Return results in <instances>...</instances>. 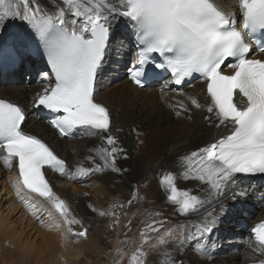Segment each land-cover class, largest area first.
Masks as SVG:
<instances>
[{"label":"snow or ice","instance_id":"snow-or-ice-1","mask_svg":"<svg viewBox=\"0 0 264 264\" xmlns=\"http://www.w3.org/2000/svg\"><path fill=\"white\" fill-rule=\"evenodd\" d=\"M233 4L234 11H225L216 0H115V4L112 0H0V60H15L27 50L40 54L47 66L41 76L54 78V83L36 93L34 106L53 114L48 122L61 137L80 134L101 141L89 149L95 155L84 157L93 166L78 164L73 171L47 143L23 130L27 116L20 106L0 99V163L17 170L12 187L26 205L34 201L29 210H34L35 218L40 219L37 213L50 206L58 214L57 218L48 212L50 229L66 230L65 239L86 238L83 220L53 191L46 171L71 181L123 171L117 160L127 156L115 135L121 129L114 128L109 109L95 100L113 21L123 25L125 38L135 49L127 67L133 84L142 88L146 80L170 74L161 87L163 100L169 84L182 86L198 75L206 84V101L201 104L189 97L192 106L206 110L209 115L204 119L210 125L229 130L214 143L179 157L178 175L166 171L160 177L159 185L174 211L187 217L209 200H219L241 177L264 176V60L249 58L254 50L264 53V0H233ZM10 25L21 30L11 43L3 37ZM225 67L230 69L227 74ZM178 104L179 110L177 105L168 107L180 117L189 109L183 101ZM178 177L198 181L204 186L203 197L178 188ZM246 196L247 191L240 189L232 192L231 199ZM88 207L96 212L94 206ZM215 217L214 210L197 222V236L186 235L184 224L176 229L163 228V222L159 228L149 225L157 233L150 247L159 255L177 238V229L180 248L186 241H199L213 230ZM118 223L119 218L114 221ZM73 225H81L82 230L74 231ZM140 235L132 259L135 264H148L143 246L150 238ZM247 246L256 254L249 257L252 264H264V220L250 229ZM116 255L124 254L117 248ZM166 264H183V260L171 258Z\"/></svg>","mask_w":264,"mask_h":264},{"label":"bare ground","instance_id":"bare-ground-1","mask_svg":"<svg viewBox=\"0 0 264 264\" xmlns=\"http://www.w3.org/2000/svg\"><path fill=\"white\" fill-rule=\"evenodd\" d=\"M112 2L115 4V0ZM216 3L227 11L235 10L233 0H216ZM115 23L113 21V24ZM20 31L15 25H10L5 29L3 37L14 41L16 34ZM108 53L98 74L95 100L109 109L114 128L121 129L115 132V135L127 156L125 159L121 155L117 160V167L123 171L120 173L105 171L78 181H71L52 172L47 173V179L53 191L66 202L73 215L83 220V227L88 229L86 238L65 239L62 232L66 230L48 227L49 211L58 218L55 210L48 206L42 213H37L40 219L35 218L34 210H29L34 201H29L26 205L18 198L12 187L11 181L17 177V170L15 167L10 170L5 169L0 163V186L4 188L6 194L2 205L4 211L0 212V262L3 261L4 264H50V259L54 257L55 264H89V260L82 263L80 258L86 259L87 255L91 259L101 257L104 252L103 244L108 245L111 239H104L106 229L109 225L111 228L115 226L113 223L111 225V222L116 220L114 218L116 215L119 218L118 224L121 229L117 228L118 225L115 226V239L112 243L115 253L108 256L106 264H135L131 255H137L136 249L141 239L137 237V242L126 243L123 247L122 238H120L123 223H126L133 215L144 211L141 216L135 218L137 222L148 214L140 232L149 234V244H151L156 240L157 233H150L149 225L159 228L163 222V228L176 229L178 225L184 224L186 235L197 236L195 227L197 222L202 221L208 213L215 210L217 221L215 227L211 232L201 236L199 241H186L184 247L180 248L179 229H177V238L169 243L159 255L150 245L148 247L145 245L150 249V251L144 249L148 253V264H166V261L171 258L177 261L183 260V264H252L249 257L256 254L247 246L250 236L243 230V226L251 225L264 215V200L258 198L261 190L254 186L257 183L256 180L241 177L235 184L230 185L229 190H226L219 200H209L198 212L187 217L183 216L175 224H170L169 217L162 219L164 210L170 205L166 200L165 192L159 185V179L163 173L171 171L178 175L181 171L176 163L179 157L214 143L229 133V130L224 127L217 128L210 125L204 119L209 115L206 110L195 108L191 104L189 97H195L201 104H205L206 84L197 81L181 92L165 88L166 96L163 100L161 92L157 89L134 88L123 75L128 61L127 55L129 57L131 52L126 40L119 31H116L115 25L112 28ZM260 57L264 59V55ZM223 70L228 72L230 69L225 67ZM20 74L21 67L13 75L15 79H20ZM46 86V82L9 87L0 84V96L13 100L24 110L27 120L23 129L45 139L73 171L78 164L92 167L91 162L85 160L84 157L95 155L94 152H89V149L99 145L100 140L82 135L73 139H60L32 111L31 107L36 93ZM179 101H183L189 111L177 117L168 105H177V110H179ZM99 162L97 159V163ZM145 175L150 177L152 187L147 180L140 183L137 181L139 177L141 179ZM176 183L180 189H188L192 194L202 197L204 195V186L198 181H185L178 177ZM149 188L152 194L153 189L155 193L157 192L156 210L151 211L154 216L151 215L150 205L155 195L152 200H147L145 196ZM240 189L246 190L247 196L236 200L231 199L232 192ZM83 191H86L85 194L89 197L79 195L84 193ZM133 193L137 194L138 199L133 200ZM86 197H91V200ZM129 200L133 201L131 206L128 205ZM121 204L123 207L120 206ZM89 205L94 206L96 212H93L88 207ZM221 205H224L223 211H220ZM101 211L111 212L114 215H98ZM242 213L246 216L244 217ZM9 215L16 216L15 222H12ZM41 220L44 223H41ZM154 221L155 224H153ZM72 227L76 232L82 230L81 225ZM121 247L129 248L134 254L130 253L128 257L126 255V257L117 256L116 249H121ZM48 248L53 255H48L50 252L47 253Z\"/></svg>","mask_w":264,"mask_h":264},{"label":"rangeland","instance_id":"rangeland-1","mask_svg":"<svg viewBox=\"0 0 264 264\" xmlns=\"http://www.w3.org/2000/svg\"><path fill=\"white\" fill-rule=\"evenodd\" d=\"M143 180H147L148 181V183H149V185L151 186V179H150V177L148 176V175H145V176H142L141 177V179H140V177L138 178V182L140 183L141 181H143ZM152 187V186H151ZM153 189V188H152ZM82 191V190H81ZM133 191H134V188H133ZM153 194H152V191H151V189L149 188V191L145 194V196H146V198H147V200H152L153 199V195H155L154 196V201L152 202V204L150 205V212L152 211V210H156V206H155V204H156V202H157V199L155 198L156 197V194H157V192L155 193V190L153 189ZM84 193H82V194H79V195H83V196H85L86 194V191H83ZM135 192V191H134ZM79 192H77V194H78ZM5 191H4V188L2 187V186H0V212L1 211H4L3 209H4V206H2L3 205V203H4V198H5ZM90 195V194H89ZM86 196H88V195H86ZM89 197V196H88ZM88 197H86V198H88ZM91 198V197H90ZM90 198H88L89 200H91ZM140 201V200H139ZM121 205H123V204H121ZM114 208V207H113ZM112 208V210H114ZM118 209H119V207H117ZM2 209V210H1ZM4 213H6V212H4ZM121 212L119 211V214H120ZM144 213V211H142V212H140V213H136L135 215H133L126 223L124 222L123 223V225H122V235H121V237L120 238H122V242H123V247L126 245V243H128V244H130L131 242L133 243V242H137V237H139L140 239H141V232H140V228L142 227V226H144V220L147 218V216H148V214H146L142 219H140V220H138L137 222H135V218H138L139 216H141L142 214ZM116 214H118V212L116 213ZM163 214H164V218H162L163 220L164 219H166V218H168L169 217V220H170V224H175V223H177V222H179L180 221V219H182L183 218V216H181V215H179V214H177L175 211H174V208H173V206H171V205H169L165 210H164V212H163ZM151 215L152 216H154V214L151 212ZM18 216V215H17ZM119 216V215H118ZM9 217H10V219L12 220V222H15L14 220H16V216H14V215H9ZM134 217V218H133ZM114 218L115 219H117V217H116V215H114ZM10 220V221H11ZM112 223L114 224V222H111V225H112ZM134 223V224H133ZM116 227H117V225H118V227L117 228H119V229H121V226L119 225V224H114ZM115 226L114 227H112L111 228V226L109 225L108 226V229H106L107 231H106V235L104 236V239L105 238H111L110 240H109V243H108V245H104L103 244V246H104V252H102V254H101V257H96V258H94V257H92V259L91 258H89V256L87 255L86 256V259L85 258H83V257H81L80 259L82 260V263L84 262V261H86V260H89V264H101V262L103 263V264H106L107 262V260H108V258L110 257V254L111 253H115V249H114V247H113V245H112V243H113V241H114V239H115V236H114V233H115ZM228 227V226H227ZM107 228V227H106ZM141 230H142V228H141ZM143 232V231H142ZM144 233V232H143ZM150 233H154L153 231H151V229H150ZM145 234V236L146 237H149V234H146V233H144ZM156 240H154L151 244H153L154 242H155ZM138 243H140V242H138ZM128 244H127V246H128ZM151 244H149V242L148 243H146V244H144V246H143V250L146 248L148 251H150V249H148L147 247H148V245H151ZM145 245L147 246V247H145ZM140 246V245H139ZM123 247H121V249H122V252H123V257H126L127 255H129L130 253L131 254H134V252L133 251H130V249L128 248V249H123ZM50 251V248H48V250H47V253ZM128 252V253H127ZM53 255V253L50 251L49 253H48V255ZM126 255V256H125ZM109 256V257H108ZM128 257V256H127ZM132 257H134V255H131V259H132ZM54 257H52V259H50V264H55L56 262L54 261L55 259H53ZM52 261H54V262H52ZM4 264L3 263V261H1L0 262V264Z\"/></svg>","mask_w":264,"mask_h":264}]
</instances>
